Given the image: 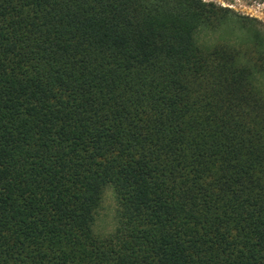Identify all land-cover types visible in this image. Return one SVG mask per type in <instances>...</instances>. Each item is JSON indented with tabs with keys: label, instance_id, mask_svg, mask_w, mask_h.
I'll return each mask as SVG.
<instances>
[{
	"label": "trees",
	"instance_id": "trees-1",
	"mask_svg": "<svg viewBox=\"0 0 264 264\" xmlns=\"http://www.w3.org/2000/svg\"><path fill=\"white\" fill-rule=\"evenodd\" d=\"M233 14L0 0V264H264V41L197 38Z\"/></svg>",
	"mask_w": 264,
	"mask_h": 264
},
{
	"label": "rangeland",
	"instance_id": "rangeland-1",
	"mask_svg": "<svg viewBox=\"0 0 264 264\" xmlns=\"http://www.w3.org/2000/svg\"><path fill=\"white\" fill-rule=\"evenodd\" d=\"M231 10L227 23L215 30L203 28L197 33L198 42L204 45L230 42L242 45L248 36L258 33L264 41V1L261 0H204ZM224 3V5L222 4ZM117 203L110 187H106L98 207L93 231L106 235L115 228Z\"/></svg>",
	"mask_w": 264,
	"mask_h": 264
},
{
	"label": "built area",
	"instance_id": "built-area-1",
	"mask_svg": "<svg viewBox=\"0 0 264 264\" xmlns=\"http://www.w3.org/2000/svg\"><path fill=\"white\" fill-rule=\"evenodd\" d=\"M224 5V3H222Z\"/></svg>",
	"mask_w": 264,
	"mask_h": 264
}]
</instances>
